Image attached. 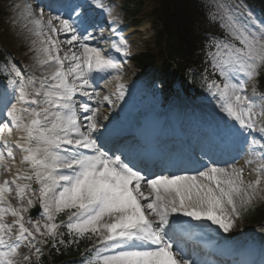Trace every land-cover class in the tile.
Returning <instances> with one entry per match:
<instances>
[{
	"label": "snow or ice",
	"instance_id": "1",
	"mask_svg": "<svg viewBox=\"0 0 264 264\" xmlns=\"http://www.w3.org/2000/svg\"><path fill=\"white\" fill-rule=\"evenodd\" d=\"M97 6L114 25L120 23L112 7ZM20 16L23 26L38 38L39 44L33 39L30 49L36 53V63L50 71L25 80L14 69L16 79H9L12 92L5 93L0 107L5 118L0 122V175L11 172L7 161L15 160L13 144L4 139L5 131L11 136L13 129L22 133L14 142L24 153L21 163L31 169L30 175L17 170L11 180H0V264H32V257L39 264L41 246L50 240L52 247L63 245L65 234L72 243L93 242L81 264H209L195 251L188 258L182 237L191 239V234L181 229L209 227L204 222L210 221L229 233L242 211L251 208L258 196L264 198V124L258 125L264 117V96L257 110L247 94L248 84L264 68V18L248 10L243 0H215L208 13L209 22L218 23L223 32L222 37L211 33L207 37L206 47L214 50L206 52V59L212 74L221 78L211 79L208 90L233 134L247 140L254 159L246 163L258 162L255 180L246 181L243 168L220 167L214 160L192 173L155 174L122 159L117 151L106 150L103 125L97 120L100 109L87 101L100 97L98 79H121L126 60L90 45L99 37L78 20L63 15L45 20L44 8L37 11L30 4L21 7ZM60 34L66 38L60 40ZM106 39L120 56H131V44L117 27ZM62 45L70 47L63 50ZM2 70L9 74L7 65ZM207 72L208 68L206 81ZM117 89L123 99L124 84L117 83ZM77 94L87 100H76ZM102 99L112 103L108 96ZM257 131L260 139L253 136ZM13 192L18 206L10 200ZM37 194L39 215L48 222L41 226L29 218L28 227L25 198L30 207ZM61 215L65 219L57 223ZM181 217L200 223L194 226ZM61 227L66 233L59 231ZM21 248L26 253L21 254Z\"/></svg>",
	"mask_w": 264,
	"mask_h": 264
},
{
	"label": "trees",
	"instance_id": "2",
	"mask_svg": "<svg viewBox=\"0 0 264 264\" xmlns=\"http://www.w3.org/2000/svg\"><path fill=\"white\" fill-rule=\"evenodd\" d=\"M202 1L154 0L159 11L157 18L162 22V28L157 32L155 40L159 53L149 52V54L138 55L134 58L135 65L139 68L140 64L151 63L155 67V64L158 63L161 72L168 71L171 68L170 62L175 61L178 66L177 72L182 74L188 64L194 63L195 55H198L197 51L204 48L203 41L210 28L204 17L208 9ZM261 1L264 2V0ZM186 60L188 63H185ZM64 240L66 243L60 244L61 253L52 251L55 257L53 263L67 264L65 258H71L72 261L69 264H75V257H78L87 247V242L72 243L68 236ZM40 264L51 263H47L43 259Z\"/></svg>",
	"mask_w": 264,
	"mask_h": 264
},
{
	"label": "rangeland",
	"instance_id": "3",
	"mask_svg": "<svg viewBox=\"0 0 264 264\" xmlns=\"http://www.w3.org/2000/svg\"><path fill=\"white\" fill-rule=\"evenodd\" d=\"M104 2H106L107 3V6H109V7H112V9H113V12L114 11H117L116 13H117V15H116V17H119V20H120V26H119V29H121L122 27H124L125 26V23L126 24H129V25H131V27H135L134 25H135V21L134 20H132V19H130L129 17H127L126 15L124 16V14L123 13H121V10L119 9L120 7H121V5H122V1L121 0H114L113 2H112V4L110 3V2H108V0H104ZM247 9L248 10H251V8L250 7H247ZM120 11V12H119ZM252 12H253V10H251ZM13 18H15L14 16H13ZM144 24H146V25H150L149 26V28H148V30H147V37H145V38H142L143 39V41H142V45L136 50V52H138V51H141V50H143L144 49V43L146 42V41H148L151 37H152V34H150L151 32H152V28H154V22H151V21H148V22H143ZM21 28H22V31H21ZM136 28V27H135ZM141 35V32H139L138 30H137V32L134 34V37L136 36H140ZM4 37V39L6 40V42H8V43H10L9 44V47L7 48V50H15V49H18L19 51H20V49H22V48H20V47H22V46H25L26 45V47L28 46L30 49L32 48V44H31V40L34 38L30 33H29V31H28V29H26V28H23V25H18V27L17 28H15V29H13L12 31L10 30L9 31V34H3L2 32H1V29H0V39H1V37ZM1 42H2V40H0ZM10 48V49H9ZM30 52H32L33 53V55H34V57L36 56V53H35V51H30ZM32 59L33 58H30L29 59V61H27L26 62V64L24 65V67H26L27 65H31L32 64ZM5 66V65H4ZM8 67V66H7ZM130 65H128L125 69L126 70H124L123 71V74H122V76H121V79L119 80V81H117L116 82V80L115 79H110V80H108V85L109 86H113V87H116V86H114V85H117V83H123V84H126V83H128V79L126 78V77H128V76H130L131 75V69H130ZM146 82V81H145ZM145 82H142V86L144 85L145 86ZM251 83V82H250ZM250 83L248 84V86L249 87H247V94L249 95V94H252V93H255V89L253 88V87H255V83L253 84L252 83V85H250ZM137 86L136 87H133V88H130V89H128V93H127V95H128V100L125 102L126 104H131L132 102V100H134V97H135V93L136 92H139V91H137ZM113 103V102H112ZM115 104V103H114ZM118 107V106H117ZM257 110H259V108L257 107ZM106 117H110V115H107ZM259 122H261V121H259ZM247 159H249V156H246V157H244V160L241 162L242 164L243 163H245L246 161H247ZM236 167H238V166H236ZM238 168H240V167H238ZM247 169H249V167L247 168ZM253 169L254 168H251V169H249L250 171H252V173H255L254 171H253ZM247 181H250L249 179H247ZM253 204H255V205H257V206H260L261 204L264 206V198H261V197H257V198H255V200H254V202H253ZM25 222H26V226H28V227H31V224H29L28 223V220H25ZM33 222H39L40 223V225L42 226V224H41V219H34L33 220ZM42 230H43V228H42Z\"/></svg>",
	"mask_w": 264,
	"mask_h": 264
},
{
	"label": "bare ground",
	"instance_id": "4",
	"mask_svg": "<svg viewBox=\"0 0 264 264\" xmlns=\"http://www.w3.org/2000/svg\"><path fill=\"white\" fill-rule=\"evenodd\" d=\"M24 4H26V2H21L20 3V6L22 7ZM20 7V8H21ZM46 15H48V14H46ZM107 17H109V16H107ZM161 21V20H160ZM31 27V26H30ZM148 27H149V25L148 26H146V24H144V25H141V27L139 28L140 30V32H142V36H145V35H147V29H148ZM121 31L123 32V34L125 35V37L129 40V42H130V44H131V52L132 51H134L137 47H138V44H139V42L141 41V39L142 38H135L132 34H134L137 30H134L132 27H130L128 24H126L122 29H121ZM61 35V34H60ZM62 36H64V35H62ZM141 36V37H142ZM36 39H38V38H36ZM59 39L60 40H63V39H65V38H63V37H59ZM37 44H39V41L37 42ZM68 47H70V46H68V45H62V49L63 50H67V48ZM109 47H110V44H109ZM75 50V49H74ZM63 54V52H61V55ZM121 59L122 60H125L126 58L125 57H122L121 56ZM66 65H67V62H66ZM46 69H47V66H44V67H41L40 65H35L33 68H32V70H33V73H34V75L36 76V77H40V76H42L44 73H45V71H46ZM185 107V108H184ZM111 110H114L115 109V107H114V105H111ZM186 108H187V106H185V104H184V102L183 101H178V100H176L175 102H174V104L171 106V109H170V114L172 115V119H173V121H174V123L176 122V123H179V122H181V121H183L182 120V118L185 116V114H186V112H188V110H186ZM186 110V111H185ZM130 111V110H129ZM129 111H126V112H124V116L125 115H128V113H129ZM112 114V116H115V114L112 112L111 113ZM130 116V114L128 115V117ZM169 119H170V115H169ZM97 120H98V123H100V122H103V120L101 119V117L98 115L97 116ZM178 125V124H177ZM174 127H176V125L174 126ZM196 130H197V132L198 131H200L201 130V128H195ZM21 135H22V133L21 132H19V131H17V132H12V134H11V136H8V134H6L5 135V139H7L9 142H10V144H13V147H12V150H14V149H17V151H19V148H17V147H15L14 146V142L15 141H18L19 139H20V137H21ZM227 140V138L225 139V141ZM22 142V141H21ZM209 147V146H208ZM14 155H15V160L14 161H16V162H18L17 163V165L19 166H23L22 164H20L21 163V161H20V157L16 154V153H14ZM222 161V160H221ZM255 178H256V175H255Z\"/></svg>",
	"mask_w": 264,
	"mask_h": 264
}]
</instances>
